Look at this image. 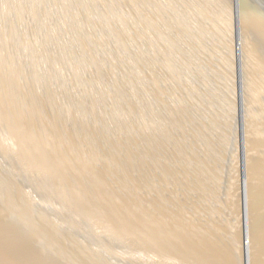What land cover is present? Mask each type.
<instances>
[{"label": "water", "instance_id": "water-1", "mask_svg": "<svg viewBox=\"0 0 264 264\" xmlns=\"http://www.w3.org/2000/svg\"><path fill=\"white\" fill-rule=\"evenodd\" d=\"M0 264H264V0H0Z\"/></svg>", "mask_w": 264, "mask_h": 264}]
</instances>
